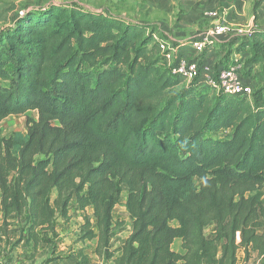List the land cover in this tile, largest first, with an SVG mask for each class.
Returning <instances> with one entry per match:
<instances>
[{"label": "trees", "instance_id": "obj_1", "mask_svg": "<svg viewBox=\"0 0 264 264\" xmlns=\"http://www.w3.org/2000/svg\"><path fill=\"white\" fill-rule=\"evenodd\" d=\"M261 10L253 0L256 27L236 41L246 73L264 80ZM155 31L49 3L0 34V236L23 218L13 246L34 256L45 244L41 264L64 258L57 221H70L73 202L85 211L76 241L96 239L105 264H237L241 249L264 264V106L211 85L180 88ZM29 111L38 118L26 133L3 136L5 118ZM122 186L132 231L112 249ZM76 256L91 264L83 248Z\"/></svg>", "mask_w": 264, "mask_h": 264}, {"label": "rangeland", "instance_id": "obj_2", "mask_svg": "<svg viewBox=\"0 0 264 264\" xmlns=\"http://www.w3.org/2000/svg\"><path fill=\"white\" fill-rule=\"evenodd\" d=\"M197 1L198 0H0V34L6 29L14 26L19 16L24 15L29 10L40 9L42 6H45L49 3L76 6L83 10L93 12L106 11L107 14L122 16L129 20L145 21L148 25L153 26L157 30L159 26L161 27L163 24H167V26L168 24L169 26L177 25L184 16L186 12L185 10H188L190 8L194 9L197 5ZM158 2L160 3V8H157ZM187 17L188 15L185 16V19ZM259 17V22H262L264 18L262 10L259 11ZM160 22H162V24H160ZM190 22H193L192 19H190ZM245 74L247 75V73ZM256 76L258 77V82L253 86L255 93L262 87H264L263 77L260 76L258 72L256 73ZM253 104L255 106H264V93L259 96L255 95ZM29 116L37 119L38 113L37 111H29L25 114H15L5 118L1 122L3 136H9L14 132L26 133V121ZM127 194L128 189L126 186H123L119 203L117 204L113 212L115 221H121L122 225L113 231V237L111 239L112 249L121 248L132 231L133 220L127 212L125 205ZM86 212L92 215L93 208H88ZM84 214L85 211L79 210L73 202L71 205L72 220L65 222V225L69 223V225L73 229L69 232H66L64 230L60 231V234L58 233V237L54 240V245L56 244V252L63 255L64 258L61 259L63 260L67 258L69 252L74 251L76 253L79 248H83L84 252L88 255L91 264H105L104 261L100 259L96 254V245H94L92 240L86 241L84 243H78L76 241L78 234L77 229H79V226L82 224L81 222L84 221ZM0 221L1 225V218ZM23 222L24 219L17 216L10 218V225L6 229L8 235L3 240L7 248V253L3 258L4 264H8L13 260V255L11 254L12 250L16 251L14 264H41L49 254L48 251H46V253L44 251L46 247L45 244L40 247L39 252L34 256H32L31 251H29V249L24 244H20L16 247L13 246V242L20 237V228ZM93 222L95 223L94 219ZM79 223L81 224L79 225ZM214 229L215 223H212L206 229V235L208 237H212ZM58 238H63V245L60 247L63 248V250L60 249V251H58ZM175 247L177 249H180V242H177ZM118 254L120 253L118 252Z\"/></svg>", "mask_w": 264, "mask_h": 264}, {"label": "crops", "instance_id": "obj_3", "mask_svg": "<svg viewBox=\"0 0 264 264\" xmlns=\"http://www.w3.org/2000/svg\"><path fill=\"white\" fill-rule=\"evenodd\" d=\"M252 5L253 0H198L197 5L194 9L185 10V14L182 17L181 21L175 26H167L163 24L161 27L155 31V39L168 41L172 43L173 46L177 47V52L175 55L185 59H195L198 58V76L194 82H187L182 80L180 88H184L190 83H193L197 86H207L208 79L216 75L217 71L224 68L235 66L238 67L242 74V79L246 83H250L253 86L257 84L258 77L256 76L257 70L255 69L250 74H245L247 71V61L250 57L249 53L246 52L242 47H239V41L230 40L228 36H222L218 38V41L211 48L209 52L204 54H196L191 45V39L195 36L202 34L208 30L214 23L213 18L209 13L213 10H222L227 15V20L231 25L242 26L245 28L256 27L254 15L252 14ZM160 8V3H157V8ZM107 13V12H106ZM188 17L185 19V16ZM189 19V20H188ZM192 19L193 22H190ZM145 22L142 20H136ZM162 24V22H160ZM157 53L162 55L161 51L157 49ZM164 61V59H163ZM244 74V75H243ZM123 189V186H122ZM2 216L1 206H0V218ZM72 220V218L70 219ZM61 221V222H60ZM83 221V218H82ZM1 222V221H0ZM82 223V222H81ZM79 223V225L81 224ZM216 227V224H215ZM73 228L62 220L57 221V231L60 234V231L69 232ZM78 230V229H77ZM77 232V231H76ZM4 236H0V264H4L3 258L7 253V248L4 244ZM63 238H58V251L63 245ZM66 240V239H65ZM12 241V240H11ZM64 241V240H63ZM94 245L97 244V240H92ZM180 240H177L174 243V249L178 250L175 245ZM124 244V243H123ZM83 246V243H82ZM11 254L13 255V260L8 264H14L16 251L12 250ZM18 256V254H17ZM245 258L244 250H239L238 252V261L237 264H243ZM77 261V256L74 251L69 252L67 258L63 260H57L50 264H75Z\"/></svg>", "mask_w": 264, "mask_h": 264}, {"label": "built area", "instance_id": "obj_4", "mask_svg": "<svg viewBox=\"0 0 264 264\" xmlns=\"http://www.w3.org/2000/svg\"><path fill=\"white\" fill-rule=\"evenodd\" d=\"M213 18V25L191 39V45L196 54L209 52L222 36H228L230 40L250 37L254 28L234 26L227 20V15L222 10H213L209 13ZM157 47L161 51L166 70L170 75L178 77L187 82H194L198 76V58L185 59L175 55L177 47L168 41L157 40ZM208 84L215 88L217 93L246 97L253 102L255 90L253 86L242 79L238 67H224L217 71L216 75L208 79ZM243 264H258L257 253L252 252L250 258Z\"/></svg>", "mask_w": 264, "mask_h": 264}]
</instances>
